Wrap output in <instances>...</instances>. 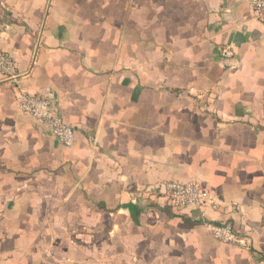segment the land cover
Here are the masks:
<instances>
[{"label":"crops","instance_id":"0c3cea01","mask_svg":"<svg viewBox=\"0 0 264 264\" xmlns=\"http://www.w3.org/2000/svg\"><path fill=\"white\" fill-rule=\"evenodd\" d=\"M0 51L75 129L65 148L0 84V264H264V29L249 0H0ZM192 181L213 208L151 193ZM222 223L252 232L250 250L214 240Z\"/></svg>","mask_w":264,"mask_h":264},{"label":"built area","instance_id":"2783aa9c","mask_svg":"<svg viewBox=\"0 0 264 264\" xmlns=\"http://www.w3.org/2000/svg\"><path fill=\"white\" fill-rule=\"evenodd\" d=\"M252 16L262 25L264 29V0H249ZM219 60L222 65L229 69L235 68L234 55L228 46L219 49ZM17 68V63L9 53L0 51V84H10L14 88L15 103L18 111L29 118L40 123L49 133L64 146L71 148L74 144L75 129L66 124L54 108L52 103L42 94H30L21 89L23 79ZM153 194L163 198L167 205L173 210H183L194 208L206 210L216 205L211 198L210 192L199 182H166L161 191L152 190ZM210 236L226 245L235 246L242 250H250L251 235L250 231H238L233 229L230 224L222 223L219 225H207Z\"/></svg>","mask_w":264,"mask_h":264},{"label":"trees","instance_id":"16d2710c","mask_svg":"<svg viewBox=\"0 0 264 264\" xmlns=\"http://www.w3.org/2000/svg\"><path fill=\"white\" fill-rule=\"evenodd\" d=\"M219 225V224H218Z\"/></svg>","mask_w":264,"mask_h":264}]
</instances>
